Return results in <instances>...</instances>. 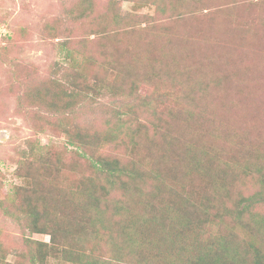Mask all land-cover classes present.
Instances as JSON below:
<instances>
[{"label":"trees","instance_id":"16d2710c","mask_svg":"<svg viewBox=\"0 0 264 264\" xmlns=\"http://www.w3.org/2000/svg\"><path fill=\"white\" fill-rule=\"evenodd\" d=\"M122 1L109 0L101 11L95 0L68 8L85 27L83 44L94 35V51L79 58L69 48L65 82L24 89L22 100L56 118L38 131L58 127L73 157L32 149L19 166L23 183L0 208L49 241L29 238L10 258L0 236V264H47L54 256L65 264H264V0L253 4L251 19L228 1L226 30L214 27L212 0H127L167 17L144 27L134 12H121ZM59 20L47 22L49 35L61 30ZM105 95L129 110L119 109L102 129L71 118ZM226 104H244L253 121L221 114L214 128ZM254 127L260 131L252 136ZM147 145L149 152H138ZM119 146L124 157L107 153ZM247 180L257 189L251 194L243 192ZM207 223L216 232L209 239L199 232ZM102 236L109 253L98 257L91 242Z\"/></svg>","mask_w":264,"mask_h":264},{"label":"rangeland","instance_id":"374dc122","mask_svg":"<svg viewBox=\"0 0 264 264\" xmlns=\"http://www.w3.org/2000/svg\"><path fill=\"white\" fill-rule=\"evenodd\" d=\"M76 1L0 0V201H7L10 195L13 194L14 188L23 183V179L17 175V169L24 161L31 158L32 149L38 153L45 151L47 148H54L56 149L55 151H63V156L66 160H70L73 157L69 151L65 150L67 147L68 149L72 147L66 144L65 137L58 127L47 123L43 131H38V127L44 124V119L56 120L53 117L54 115L41 110L37 106H30L29 100H22L21 96L25 94L24 89L30 82L40 83L44 80H48L51 83L55 81L65 82L64 74L69 69L70 58L67 56L69 48H72L79 58L83 53L94 51V39H92L95 38L94 35L84 45L85 27L80 26L81 23L79 21L73 20L69 15H66L67 9ZM108 1L95 0L97 10L101 11ZM228 1H234L235 9H242L245 17L249 18L251 16L252 18L253 4L255 5L256 0H212L213 6L209 13L215 11L216 24L214 27L216 28L218 25L223 26L225 23L221 10L225 12ZM121 12L124 15L134 12V20L140 27L147 25V19H151L156 23L163 22L167 18L156 13L153 6L136 8L127 0H123L121 3ZM205 14L206 10L199 11V22H201L203 29L208 27L206 22L202 21V16ZM240 16L241 14L238 13L237 18ZM58 18H60L58 22L61 25V30H56L53 34L54 36H51L46 30V24L47 22H54ZM222 29L226 30V24ZM212 32L211 35L214 37H218L221 34L220 30L217 33ZM128 43L124 42L123 44L127 45ZM64 45H67V47ZM261 78V80L264 79V77ZM123 101L109 95L101 96L95 103L85 102L81 104L71 114V118L77 123H85L91 128L102 129L108 119L111 120L114 116L113 114L119 109L129 110L122 103ZM256 104L253 101L248 102V105L252 106L253 109ZM222 106H218V115L212 118L214 128L217 121L214 119H217L221 114H231L241 122L253 121L250 117L253 110L248 108L243 110L241 106H244V104L233 106L232 108L226 104L224 105L226 108L224 110H222ZM36 115L40 116L41 119H34ZM256 131H260V128L254 127L250 135H256ZM231 132L223 134L226 136L222 137L230 136ZM141 139L151 141L155 137L150 138L149 135H141ZM156 145L157 147L160 146V150H162L160 154L162 155L163 147L161 141L156 143ZM250 146H247L246 149H250ZM146 147L148 148L146 149ZM146 147L138 150V152L143 150L149 152L150 148H152V146L148 145ZM125 150L126 148L122 146L117 148L108 147L107 153L124 157L123 151ZM79 160L81 169H84L85 163L82 159ZM160 162L163 163V157ZM245 183L246 189H243L245 194H251L257 190L251 181L247 180ZM238 186L242 187V185ZM255 209H259L258 204H255ZM203 228L206 231L202 229L199 231L200 236L203 238L209 239L211 234L216 233L209 228L208 223ZM25 229L15 219L4 214L0 208V236L10 249V258H14V253L17 251L26 249V241L29 238L49 241V235L30 234ZM238 236L241 238L242 233ZM91 245L95 247L96 251H94V247L91 250L98 257H104V255L109 253L110 246L105 236L100 238V242H97L95 237L92 238ZM185 252L184 249H181L180 258ZM146 253L150 252L147 250ZM146 253L144 255H147ZM154 258H157V255H154ZM60 260L54 256L48 259L47 264H65V262ZM176 261L177 263L180 261V264L183 262L182 260Z\"/></svg>","mask_w":264,"mask_h":264}]
</instances>
